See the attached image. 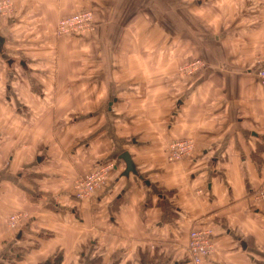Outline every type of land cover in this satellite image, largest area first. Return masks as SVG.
Returning a JSON list of instances; mask_svg holds the SVG:
<instances>
[{"label": "crops", "instance_id": "0c3cea01", "mask_svg": "<svg viewBox=\"0 0 264 264\" xmlns=\"http://www.w3.org/2000/svg\"><path fill=\"white\" fill-rule=\"evenodd\" d=\"M12 1L22 13H14L13 22L31 16L30 0ZM44 1L35 5L34 21L55 20L59 9L65 12L77 2ZM210 4V70L191 78V90L162 126L130 115L128 120L126 114L120 116L124 125L113 124L119 114L107 103L120 101L121 86L137 79L138 62L110 56L94 60L98 55L90 60V54L79 56L83 64L76 62L81 37L66 47L51 44L46 51L57 52L58 61L49 53L39 57L40 63L58 66L34 73L31 61H38L25 56L23 46L11 53L7 44L13 39L0 35L6 101L52 102L47 108L0 109L1 134L19 140L0 145V264H191L189 234L204 227L213 229L214 246L200 264H264V202L259 197L264 188V85L257 74L258 62L264 64V0ZM124 7L117 1L116 12L107 17L114 22L134 18ZM37 27L41 34L51 30L46 24ZM117 33L102 28L95 34L105 55L112 52L107 43ZM24 82L27 87L11 92ZM32 117L35 124L27 121ZM186 137L194 140L191 151L168 162L163 153L168 142ZM124 151L136 175H122ZM98 162H113L116 168L91 198L77 199L73 183ZM15 214L21 220L13 227L9 218Z\"/></svg>", "mask_w": 264, "mask_h": 264}, {"label": "rangeland", "instance_id": "374dc122", "mask_svg": "<svg viewBox=\"0 0 264 264\" xmlns=\"http://www.w3.org/2000/svg\"><path fill=\"white\" fill-rule=\"evenodd\" d=\"M49 1L52 2L53 0ZM117 1L127 4L128 7H124V13L132 14L134 18L129 21L114 22L111 17H107L112 16L116 12ZM199 1L201 3L202 0ZM30 2L33 7L29 11L31 16H28L29 18L19 16L13 22L12 15L14 13L21 15L22 13L17 9L14 1L0 0V35L13 39L12 44H7L11 48V53L17 54L18 48H22L23 46L24 48L22 49H24L25 56L30 59L35 58L38 61L30 60L34 73L35 71H44L46 65L51 68L58 66L57 64L40 63L42 60L39 57L42 55L49 56V53L50 59L55 62L58 61L57 52L54 53L52 50L48 53L46 51V49L50 48L51 44L54 43L55 45L66 47L71 40L81 37H85L84 39L86 40L83 39L79 43L75 42L76 44L78 43V48L75 49L76 62L83 64L84 59L79 58V56L84 55L89 57L88 54H90V60H93L91 58H96L98 55L99 59L96 58L94 60L101 61V59H105V56H110L109 58L114 61L138 62L137 79H133L121 86L123 91L120 92L122 94L120 101H108L107 103L108 108L110 104V108L114 106L117 109L119 117H114L115 123L113 124L119 127L126 122L125 119L122 120L120 118L122 114H126L128 120L130 115L131 120H154L155 124L160 123L162 126L164 120H168V112L175 110L177 101H182L181 99L185 92L189 93L191 90V80L193 77L196 75L200 76L202 73L204 75L210 70V47L214 37V32L211 30L210 25L212 12L210 0H204L202 4H198L197 0H100V2L99 0H83V2L77 0L65 12H61L60 7L57 8L59 12L56 17L53 14L55 20H51L48 23L44 22L45 20L34 21L36 12L33 11L36 8L35 5H41L42 2L47 1L30 0ZM63 2L66 1L61 0L59 4ZM14 6L16 7V12ZM219 7L222 8L224 6L220 5ZM100 12H103L105 17L101 16ZM213 12L216 14L217 10ZM82 13L91 14L87 27L74 32L75 34L60 35L58 33V22L61 19ZM22 19L24 21H21ZM51 22H53V27L49 26ZM40 23L41 25L46 24V27L51 29L49 31L45 29L46 31H44L49 34V37L47 35L45 37L44 32L40 33L41 31L37 27ZM102 28H116L118 30V33L111 37L112 41L110 44L107 43V48L111 47L112 52H108L106 55L102 52L103 41H98V37L94 38L95 34L97 35V32ZM151 31L154 32L153 37L148 36ZM48 39L52 40L49 46L47 45ZM220 39L219 37L218 43H220ZM214 43L215 45L218 44ZM258 64L259 68H264V64L259 62ZM65 65L67 66L68 63ZM79 67H82V65L80 64ZM2 68L4 69L3 64ZM128 71L133 72V75L135 74V70H132V68L128 69ZM16 77H21L27 82L24 74L22 76L18 73ZM3 81L1 78L0 109H9L17 112L21 109L23 110V108L34 109L40 107V105L42 107L44 105V108H47L50 107V103L52 104L50 101L38 102V105L34 104L33 101H6L4 97L9 96V94L5 90ZM14 86L15 88L11 92L17 93V91L19 92L20 89L28 85H21L17 89L16 85ZM126 88H131L132 90L126 91ZM130 93L133 94V97H130ZM112 103H115V105ZM151 111H154V113H149ZM69 119L71 120L72 118L70 117ZM30 120V124H35L36 120L34 117L27 119V121ZM27 123L29 124V122ZM34 130L35 127L26 128V131L30 133ZM1 132L2 130H0V145L1 142L5 143L8 141H11L12 145L18 143V135L9 137V135H3ZM179 142H184L188 146L191 145V148L194 146V140L191 137L174 138L168 142L169 144L167 143L169 150L170 146L173 148ZM166 147L163 149V153L166 154L164 156L168 162L173 163L174 161L181 160H170L167 153L168 148ZM107 164H113V169L115 170V163L109 162Z\"/></svg>", "mask_w": 264, "mask_h": 264}, {"label": "built area", "instance_id": "2783aa9c", "mask_svg": "<svg viewBox=\"0 0 264 264\" xmlns=\"http://www.w3.org/2000/svg\"><path fill=\"white\" fill-rule=\"evenodd\" d=\"M91 14L82 13L74 14L61 19L58 22V33L60 35L75 34L87 27L90 22ZM258 75L264 84V68L258 69ZM191 151V145H186L184 142H179L173 148L170 146L168 155L170 160H178L187 155ZM113 164L97 163L89 172L78 178L74 184L75 197L79 200L91 198L94 191L101 186L107 179V176L114 169ZM259 197L264 202V188ZM21 220L20 214L10 216V225L16 227ZM214 231L210 227L192 230L189 234V242L187 245V255L191 264H200L207 258L213 250L214 246Z\"/></svg>", "mask_w": 264, "mask_h": 264}, {"label": "water", "instance_id": "95a60500", "mask_svg": "<svg viewBox=\"0 0 264 264\" xmlns=\"http://www.w3.org/2000/svg\"><path fill=\"white\" fill-rule=\"evenodd\" d=\"M2 43V40L0 39V44ZM120 159L125 163L124 171L122 172V175L127 176L129 174L136 175V171L134 169V165L130 159V155L127 151H124L120 156ZM140 180H143V177L141 175L137 176ZM145 184L147 185L148 182L145 181Z\"/></svg>", "mask_w": 264, "mask_h": 264}, {"label": "trees", "instance_id": "16d2710c", "mask_svg": "<svg viewBox=\"0 0 264 264\" xmlns=\"http://www.w3.org/2000/svg\"><path fill=\"white\" fill-rule=\"evenodd\" d=\"M44 264H51L50 262H45Z\"/></svg>", "mask_w": 264, "mask_h": 264}]
</instances>
